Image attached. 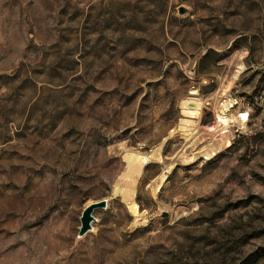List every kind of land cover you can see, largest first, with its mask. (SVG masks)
Masks as SVG:
<instances>
[{
    "label": "rangeland",
    "instance_id": "1",
    "mask_svg": "<svg viewBox=\"0 0 264 264\" xmlns=\"http://www.w3.org/2000/svg\"><path fill=\"white\" fill-rule=\"evenodd\" d=\"M192 88L204 106L187 139ZM224 93L249 118L216 136ZM159 147L135 217L113 185L126 149ZM252 259L264 264V0H0V264Z\"/></svg>",
    "mask_w": 264,
    "mask_h": 264
},
{
    "label": "bare ground",
    "instance_id": "2",
    "mask_svg": "<svg viewBox=\"0 0 264 264\" xmlns=\"http://www.w3.org/2000/svg\"><path fill=\"white\" fill-rule=\"evenodd\" d=\"M242 70L243 65L242 63H240L235 73L233 74L232 81L230 82V84L233 82V80L237 79L238 75L241 73ZM223 96H225V99L222 100L220 106L216 109V111H214V122L211 126L207 128L210 133L215 134L216 136L229 135V128L234 125H238L240 126V128H244L246 121L248 120V113L245 111H239L236 115H233L232 110L236 104L235 101L232 98L228 97L226 93H224ZM203 106L204 101L194 88H192L181 101L180 108L182 119L178 125L177 130L181 131L182 135L185 138L188 139L190 138V136L193 135L194 130L199 124ZM206 155L207 157H209L210 155L212 156L211 151L207 152ZM159 158L160 147L153 149L151 152L148 153L140 152L138 150L133 149L125 150L124 159L127 163L125 177L120 179L114 185V193L118 194L121 199H123V201L128 207L127 209H129L131 214L135 217H141L143 215L135 201V187L137 178L141 173L142 167L147 162Z\"/></svg>",
    "mask_w": 264,
    "mask_h": 264
},
{
    "label": "water",
    "instance_id": "3",
    "mask_svg": "<svg viewBox=\"0 0 264 264\" xmlns=\"http://www.w3.org/2000/svg\"><path fill=\"white\" fill-rule=\"evenodd\" d=\"M180 12L183 13V9H180ZM115 185V184H114ZM114 185H113V194L114 193ZM107 205V200L102 199L98 201H93L89 203L83 210L81 216H80V227L78 236H83L87 231H89L92 226V222L95 220L93 216V212L97 208H105ZM162 217H166V213H162Z\"/></svg>",
    "mask_w": 264,
    "mask_h": 264
},
{
    "label": "trees",
    "instance_id": "4",
    "mask_svg": "<svg viewBox=\"0 0 264 264\" xmlns=\"http://www.w3.org/2000/svg\"><path fill=\"white\" fill-rule=\"evenodd\" d=\"M252 262L254 263V262H255V260H254V259H252V260L250 261V263H249V264H252Z\"/></svg>",
    "mask_w": 264,
    "mask_h": 264
},
{
    "label": "built area",
    "instance_id": "5",
    "mask_svg": "<svg viewBox=\"0 0 264 264\" xmlns=\"http://www.w3.org/2000/svg\"><path fill=\"white\" fill-rule=\"evenodd\" d=\"M203 110V109H202ZM247 118H249V115H248V117ZM248 122V121H247Z\"/></svg>",
    "mask_w": 264,
    "mask_h": 264
}]
</instances>
